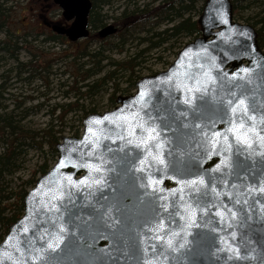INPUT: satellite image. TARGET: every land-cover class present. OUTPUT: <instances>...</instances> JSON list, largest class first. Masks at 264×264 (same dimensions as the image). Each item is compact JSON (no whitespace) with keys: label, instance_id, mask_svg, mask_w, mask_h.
<instances>
[{"label":"water","instance_id":"obj_1","mask_svg":"<svg viewBox=\"0 0 264 264\" xmlns=\"http://www.w3.org/2000/svg\"><path fill=\"white\" fill-rule=\"evenodd\" d=\"M54 3L66 22L52 23L54 33L72 43L90 37L92 0ZM198 23L201 35L168 69L88 115L81 136L62 137L0 243V264H264V50L231 0H206ZM149 116L171 130L144 151L154 142L138 148V129ZM230 121L243 122L247 143L227 132ZM217 130L228 147L222 137L207 143ZM196 176L205 184L189 199L181 181Z\"/></svg>","mask_w":264,"mask_h":264},{"label":"trees","instance_id":"obj_2","mask_svg":"<svg viewBox=\"0 0 264 264\" xmlns=\"http://www.w3.org/2000/svg\"><path fill=\"white\" fill-rule=\"evenodd\" d=\"M8 1L15 0H0V31L10 29L9 24L13 22L11 20L13 8L5 6ZM92 1L93 9L90 14L91 35L89 39H91L90 43L96 42L100 45L98 46V51L92 53L90 51L91 44H86L78 52L79 57L99 58L98 65L100 67L101 62L107 60V57H105V52L107 51L110 52L116 49L119 54H123L126 46L135 42V48L138 49L141 45L145 47L140 48L127 59L111 60L109 62L110 71L107 73H102L104 72V67H100L99 72L95 71L93 73L90 69L84 71L83 66L76 67V73H69L73 85L69 91L65 92V95L68 96L76 91L77 98L73 102L56 106L51 112L53 115L58 114L59 116L57 117L60 121L70 113L78 111L82 113L83 118L80 119V128L74 133L73 137L80 136L84 118L92 113H98L96 107L88 109L85 105L80 104V100L90 98L91 95L93 96L97 93L98 88L101 87L103 89L105 86L112 84V93L108 100L115 107L119 97H126L134 93L130 90L133 89L135 91L136 83L143 77L141 73L145 70V63L150 60V52L160 49L171 42L172 46L170 48L177 49L176 58L178 52L185 45L183 40L189 39V41H192L201 35L198 19L206 0H152L150 4H139L144 2V0ZM118 1H123L125 5L116 17L110 18L103 13L104 8L113 6ZM260 1L231 0L235 19H241L246 24L256 28L259 46L264 49V16L246 14L253 10L254 5ZM107 19H113V25L117 28V32L108 38L109 40L116 38L118 40L117 44L106 41L108 38L103 39L98 35V31L107 26ZM161 28L164 29L162 30ZM48 36L49 40L54 42V44H56V41L64 42L63 38L57 35L48 34ZM153 38H157V40L153 41ZM23 44L24 46L20 47ZM31 45H39L36 38L31 35L21 37L14 33H7L5 39L0 42V65L6 64L8 61H15L16 66L14 69L18 71V76L30 73L29 76L32 77L38 74V69L41 68V65L33 67V62L35 61L34 58L36 60L39 59V55L32 50ZM24 49L32 54V57L29 62L22 64L19 62L18 55ZM11 71L9 70L8 72ZM9 74L0 75V81L2 79L6 82L10 78ZM97 76L99 77L96 78ZM117 80L127 84V87L121 89ZM4 89L5 86L0 84V100ZM14 116L13 113L0 114V142H3L5 146V150L0 154V242L3 241L10 226L24 213L23 200L29 191L27 187H34L38 176L45 174L52 166L44 162L23 187L9 190L6 184V176L15 170L17 162L27 146L26 142L34 143L33 146L44 152L43 148L45 145L38 141L39 138H42L44 142L46 141L49 158L54 164L58 157L56 145L62 138L61 132L55 131L56 126L54 124H49L44 130L34 133L22 128Z\"/></svg>","mask_w":264,"mask_h":264},{"label":"rangeland","instance_id":"obj_3","mask_svg":"<svg viewBox=\"0 0 264 264\" xmlns=\"http://www.w3.org/2000/svg\"><path fill=\"white\" fill-rule=\"evenodd\" d=\"M261 0L259 3L254 5V9L247 12L246 14L264 16V1ZM2 3V2H1ZM34 0H15L8 1L5 6H11L13 8L11 14L12 24H10L12 30H20L23 32H31L33 29L44 30L40 28L39 21L36 18V14L31 7ZM152 3V0H144L139 4ZM4 4V3H3ZM124 2H116L113 6L106 7L103 10L104 14H107L110 18L116 17L124 8ZM40 4L35 8H39ZM45 10V9H44ZM49 18L53 21H63L62 11L55 4L53 8L48 9ZM245 14V15H246ZM239 22L245 23V21L238 19ZM113 24V19H107V25ZM39 28V29H37ZM162 30L164 28H161ZM160 29V30H161ZM158 30V31H160ZM50 35H52L50 33ZM5 39V35L0 34V42ZM157 38H153L156 41ZM91 39L83 40L81 42L70 43L56 41L48 42L44 46L41 43L37 45H31L32 50L39 55V59L34 58L33 67L41 65L38 69V74L30 77V73L18 76V71L15 68V61H8L6 64L0 65V75L4 73H10V78L0 81V84L5 86L0 100V114L13 113L18 124L31 132H40L44 130L49 124H54L55 131L61 132V136H73L74 133L80 128V119H82L81 112L70 113L64 116L63 120L60 121L57 116L53 115L52 110L56 106L64 105L68 102H73L77 98L76 91L70 93L68 96L65 95L66 91H69L73 85L72 78L69 73H76V67L83 66V70H92L94 73L99 72L100 67H104V72L110 71L109 62L111 60H124L134 54L140 48L145 47L143 45L136 47V42L128 44L123 54H119L118 50L105 52L107 60L101 62L100 67L98 65L99 58H82L79 57L78 52L83 49L86 44L90 43ZM113 44H117L116 38L110 39ZM186 44L189 39L183 40ZM163 46L160 49H155L149 53L150 60L145 63V70L141 73L142 76L152 75L154 73L162 72L166 70L171 63L175 60V48L171 47L172 44ZM72 44V45H71ZM90 51L92 53L98 51L100 44L93 42L90 43ZM20 45V47H23ZM32 54L27 50H21L18 55L19 62L24 64L30 61ZM169 63V64H168ZM12 70L11 72H8ZM33 73V72H31ZM41 73V74H40ZM97 76L96 78H98ZM102 77V76H101ZM92 83V82H91ZM119 87L124 89L127 84L117 80ZM132 93L134 90H130ZM112 93V84L105 86V88L97 89L95 95H91L90 98H83L80 100V104L85 105L86 108L96 107L98 113H103L112 110L114 107L109 102L110 94ZM122 95V93H121ZM44 146V152L40 151L37 147L33 146L34 143L27 141V146L22 152L15 170L6 176V184L9 190H16L23 187L27 181H29L34 173L38 171L39 166L47 162L49 165H53V162L49 158L48 148L42 138L39 141ZM5 150L3 142H0V154ZM39 177V176H38ZM30 190V187H27Z\"/></svg>","mask_w":264,"mask_h":264},{"label":"snow or ice","instance_id":"obj_4","mask_svg":"<svg viewBox=\"0 0 264 264\" xmlns=\"http://www.w3.org/2000/svg\"><path fill=\"white\" fill-rule=\"evenodd\" d=\"M143 96V93H141ZM185 103L191 104L192 103V97H188L185 100ZM231 103V102H230ZM238 104H243L244 101L243 99H240L237 101ZM234 111V107L232 109ZM181 115H186V113H181ZM142 119V118H141ZM155 117L149 116V120L147 122H141L139 125V133H140V141L136 145L138 148L141 147L142 145H149V141H153L154 143L152 145H149V147L145 148L144 151H148L150 147H159L161 143V138H160V131H170L167 126H165L164 129L160 130L158 129V126L155 123ZM145 123H147V126H145ZM230 124L233 126L227 129L228 133H232L237 141H243L244 143H247V138L243 135L242 132L239 131V129L243 128V122L241 121L238 125L235 124V122L230 121ZM89 131L91 132L92 129L90 128ZM201 135H205L203 132ZM217 137H222L223 140L225 141L224 147H228V135L227 134H222L218 130L214 131L211 133V136L207 138V143L212 146V148L215 147L216 144V139ZM129 143H132L133 141L129 140ZM211 151V148L209 149ZM156 162L160 165H165L166 161L165 159L161 158L159 154L154 158ZM91 167V166H88ZM99 171V169H97ZM98 182V181H96ZM79 184H85L86 181H79L77 182ZM181 183H183L186 187H188V192H189V199L192 198L193 193H198L200 191V186L205 184V180L203 176H196L194 179L191 180H182ZM163 199V197H160ZM161 207H164V205H161ZM234 215V213H233ZM155 239H163L162 236H156L154 237ZM169 244H171V241L169 240Z\"/></svg>","mask_w":264,"mask_h":264},{"label":"flooded vegetation","instance_id":"obj_5","mask_svg":"<svg viewBox=\"0 0 264 264\" xmlns=\"http://www.w3.org/2000/svg\"><path fill=\"white\" fill-rule=\"evenodd\" d=\"M39 4H40V7L35 9ZM33 5H34V7H31V8L34 10V12L36 14V18L39 21L38 22L40 24L39 27L44 29V30L33 29V31H31V32L21 33V31L19 29L18 30H11L12 28L9 24L10 29H3L2 31H0V34L6 35L7 33H14L15 35L21 36V37H25L26 35H31L33 38H36V41H38L39 44L41 43L42 46H44L48 42H51V40H49L48 34L51 33L52 35H54L52 27H51V25L54 21L49 18L48 9L51 7L53 8L54 0H34ZM60 22L62 24H64V21H60ZM37 29H39V28H37ZM62 38H63L64 42H68L67 38H65V37H62ZM217 161H218V159L212 160L209 163L208 167H212ZM166 185L168 186V188L172 187L170 182H167Z\"/></svg>","mask_w":264,"mask_h":264}]
</instances>
